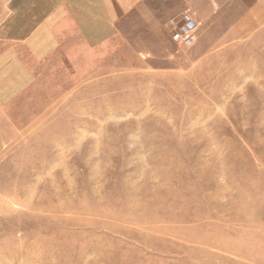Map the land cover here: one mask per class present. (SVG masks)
Masks as SVG:
<instances>
[{
	"label": "rangeland",
	"instance_id": "obj_1",
	"mask_svg": "<svg viewBox=\"0 0 264 264\" xmlns=\"http://www.w3.org/2000/svg\"><path fill=\"white\" fill-rule=\"evenodd\" d=\"M250 3L143 0L38 59L36 1L0 0V264H264V25L222 30Z\"/></svg>",
	"mask_w": 264,
	"mask_h": 264
},
{
	"label": "crops",
	"instance_id": "obj_2",
	"mask_svg": "<svg viewBox=\"0 0 264 264\" xmlns=\"http://www.w3.org/2000/svg\"><path fill=\"white\" fill-rule=\"evenodd\" d=\"M35 1L37 26L29 36L38 40V59H41L46 56L50 47L57 45V40L60 39L122 37L117 24L126 14L137 9L143 0ZM187 14H190L197 23L191 13ZM262 25H264V0H251L246 12L222 30H225V36L236 33L237 37L243 38L247 36L246 33L260 30Z\"/></svg>",
	"mask_w": 264,
	"mask_h": 264
},
{
	"label": "built area",
	"instance_id": "obj_3",
	"mask_svg": "<svg viewBox=\"0 0 264 264\" xmlns=\"http://www.w3.org/2000/svg\"><path fill=\"white\" fill-rule=\"evenodd\" d=\"M196 28V23L189 15H184V24L176 31L172 38L175 42H189L191 40V34Z\"/></svg>",
	"mask_w": 264,
	"mask_h": 264
}]
</instances>
